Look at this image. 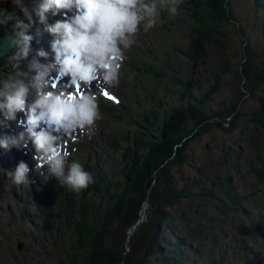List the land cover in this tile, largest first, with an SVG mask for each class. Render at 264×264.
I'll use <instances>...</instances> for the list:
<instances>
[{
  "label": "rangeland",
  "instance_id": "1",
  "mask_svg": "<svg viewBox=\"0 0 264 264\" xmlns=\"http://www.w3.org/2000/svg\"><path fill=\"white\" fill-rule=\"evenodd\" d=\"M229 3L233 20L224 24L227 35L223 39V48L209 42L194 62L190 56L187 57L190 52L187 35L190 21L182 19L185 24L183 36L170 38V48H165L163 38H160L163 29L160 30L159 25H168L166 20H160L147 32L141 30L135 38L136 43L126 53L118 86H104L110 95L118 94L115 95L117 102L108 103L100 96L103 119L96 122L94 134L77 140L81 142L66 143L71 153L69 163L78 161L84 168L87 166L92 175L97 168H102L118 181L121 162L118 154L109 148L112 145L114 152L120 153V150L116 149L113 139L120 136V143L123 144V135L128 131L134 134L139 123H146L143 117L152 122L155 111L156 114L161 111L162 117H165L163 114L169 110L163 112L158 107L152 110L150 94L156 96L157 102L165 94V108L185 109L190 100L198 97L205 99L199 111L191 113L186 132L201 116L204 120L212 115L225 116L240 94L247 92L239 105L242 115L231 126L224 120L227 130L214 125V121L219 119H210L197 127L193 138L187 142L186 159L181 165L170 167L175 186L190 191V196L181 198L171 208L157 239L159 251L148 255L141 264H264V185L250 171L251 165L258 164L256 158L263 154L258 145L264 132L249 121V114L258 104L256 91L264 85V8L256 6L255 0H229ZM60 18L53 16V22ZM169 25H175V21ZM181 29L182 25L179 32ZM29 34L33 36L29 60L38 49L49 52L52 37L44 31L43 25L35 23ZM158 49L160 52L153 58ZM242 53L246 58L242 65L245 74L236 73L235 77L234 70L242 59ZM150 58V63L154 64L153 71L161 77L142 74L141 70L147 63L143 60ZM24 64L26 66L27 61ZM224 66L226 71L222 72ZM12 72L10 64L7 71L0 74V79ZM244 75L247 77H242ZM185 87H190L188 97L177 100L179 91ZM91 90L96 92L93 88ZM148 109L152 113L145 112ZM178 115L176 113L169 121L172 122ZM226 119L229 120V116ZM208 123L210 128H202ZM9 130L13 133V129ZM30 147L20 152L15 148H10L11 151L0 149V264H86L83 263L86 254L78 248L77 236L71 229L64 222L54 220L55 217L50 220L45 218L47 214L42 215L36 208L38 206L42 211L50 199L60 197L69 188L55 178L44 180L37 172L33 179L29 172V179L33 181L31 190L12 183L9 172H13L18 162L23 161ZM73 148L76 151L73 152ZM29 168L34 171V164ZM224 178H228L234 190L247 199L241 201L240 212L220 213L215 200L220 195L219 189L211 185V181L218 183L216 181ZM200 186L213 196L204 194V205L198 207L196 194ZM96 202L99 205L104 203L103 200ZM141 206L136 224L144 219L142 209L145 204ZM208 217H214L211 225ZM197 222L199 231L193 236L189 228ZM124 226L112 223L104 234V243L114 241L117 248L126 246L134 225L126 230ZM168 242L179 244L178 250L182 251L178 261L162 258L163 255H171ZM180 242L183 244L180 245ZM17 243H20L19 248Z\"/></svg>",
  "mask_w": 264,
  "mask_h": 264
},
{
  "label": "clouds",
  "instance_id": "2",
  "mask_svg": "<svg viewBox=\"0 0 264 264\" xmlns=\"http://www.w3.org/2000/svg\"><path fill=\"white\" fill-rule=\"evenodd\" d=\"M183 0H0V56L13 72L0 79V124L22 129L0 139V149H34L36 172L55 178L73 192L94 182L78 161L69 163L68 141L94 134L103 119L99 95L118 86L126 53L142 30L157 26L162 15H179ZM60 16L48 23V14ZM52 37L50 53L32 52L35 23ZM45 62H41V61ZM27 61L25 66L24 62ZM67 78V82H60ZM95 83L98 92L92 91ZM17 114L23 118L17 119ZM72 151H76L75 148ZM31 169L18 162L12 183L30 189Z\"/></svg>",
  "mask_w": 264,
  "mask_h": 264
},
{
  "label": "trees",
  "instance_id": "3",
  "mask_svg": "<svg viewBox=\"0 0 264 264\" xmlns=\"http://www.w3.org/2000/svg\"><path fill=\"white\" fill-rule=\"evenodd\" d=\"M255 2L256 6L264 8V0H255ZM230 9L229 0H183L179 15L170 17L167 13H164L160 19L163 22L166 20L165 24H168L164 27L159 25L160 30L163 29V36H160L161 40L163 38V45L165 48H170V38L174 39L177 35L183 36L185 24L182 19H186L190 21L191 27L187 34L190 52L186 49L185 51L189 52L187 57L190 56L192 62L201 56L203 46L209 42H214L218 47L223 48V39L227 35L224 24L233 20ZM174 21L175 25H169ZM181 25L182 29L179 32ZM192 51L193 53H191ZM159 52L158 49V52L153 53V58ZM151 59L143 60L148 64L146 63L145 68L141 70L142 74L161 77V74L156 75L153 71L154 64L150 63ZM245 59V55L242 53V59L234 70L235 77L236 73L245 74L242 69ZM10 64L11 62L7 57L0 56V74L5 73ZM225 71L226 66L222 69V72ZM160 73L164 72L161 71ZM262 79L264 80V73ZM253 87L254 84L251 88ZM189 91L190 87H185L179 91L176 99L188 97ZM258 91L260 92L259 95ZM246 94V91L240 94L225 116L212 115L207 120H204L205 118L201 116L202 118L194 120L186 132V124L188 120H191V113L196 112V110L199 111L200 105L204 103L205 99L203 100L201 97L194 98L195 100H190L185 109L173 106L165 108V94L158 98V102L155 100L156 96L150 94L149 97L153 104L152 110L156 107L163 112L165 109L169 110L166 114H163L165 117H162L161 111L158 114L155 111L152 122H147L143 117L142 119L146 123H139L134 134L128 131V134L123 135L121 140L123 144L120 143V136L113 139L117 145L116 149H119L120 153L114 152L112 145L109 150L119 156L121 162L119 180L113 179L104 169L97 168L93 174L94 182L88 188L80 192H73L68 189L60 197L50 199L42 211L38 206L36 208L42 215L47 214L45 218L50 220L55 217L54 220L64 222L72 233L77 236L78 248L80 247L86 254V257H83V263L141 264L148 255L159 251L157 239L162 231L163 223L169 217L171 208L181 198L190 196V191L175 186L170 167L181 165L186 159L187 142L193 138L194 129L197 127L210 119H219L214 121V125L227 130L223 124L224 120L231 126L242 115L243 112L239 110V105ZM255 96L256 99L258 96V104L252 113L250 112L249 121L264 132V85L256 91ZM152 110L148 109L145 112L150 111L152 113ZM175 112L179 115L170 122L169 120L175 117ZM228 116L229 120L226 119ZM202 128L208 129L210 124L208 123ZM260 147L263 154L256 158L258 164L251 165L250 171L254 174L256 180L264 185V133L263 140L258 145V148ZM84 169L87 171V166ZM213 181H211V185L219 189L220 195L214 198L220 213L240 212L239 205L241 201L247 200L246 197L234 190L228 178L221 179L220 182L215 180L218 183ZM204 194L213 196L206 193L200 186L196 194V206L204 205V202H202ZM99 200H103L104 203L99 205L96 202ZM143 203L145 204V208L142 209L144 219L136 224ZM32 209L35 210V208ZM65 218H70V220H65ZM213 219L214 217L207 218L210 225ZM114 222L124 224L125 230L134 225V230L126 243L127 247L117 248L114 241H109L108 244L104 243V234ZM198 225L199 222L190 226L191 235L196 236L199 231L197 230ZM123 238H125V235ZM181 244L183 243L180 242ZM167 245H170L171 255H163L162 258L169 259V261L172 259L174 262L178 261L182 251L178 250L179 244L168 242Z\"/></svg>",
  "mask_w": 264,
  "mask_h": 264
},
{
  "label": "bare ground",
  "instance_id": "4",
  "mask_svg": "<svg viewBox=\"0 0 264 264\" xmlns=\"http://www.w3.org/2000/svg\"><path fill=\"white\" fill-rule=\"evenodd\" d=\"M26 2L27 3H31V0H26ZM36 34V33H35ZM0 35H2V33H0ZM46 47V46H45ZM49 52H50V48H49ZM50 58H51V52H50ZM94 88L95 89H97L96 88V86H95V83H94ZM104 91H106V89H104L103 90V92ZM109 95H110V93H109ZM100 96L104 99V100H106L101 94H100ZM29 147H30V145H29ZM28 147V148H29ZM65 147H66V149L68 150V145L67 144H65ZM9 150L11 151V149L9 148ZM29 153H32V154H29V153H27V151H26V153H25V156H24V158H23V161L28 165L29 164V166H31V164L33 163L34 164V171L33 170H31L30 171V173L33 175L32 176V179H33V177H34V173L36 172V162L34 163V159H33V156L35 155V151H34V149H32L31 147H30V150L28 151ZM29 155H31V156H29ZM34 160V161H33Z\"/></svg>",
  "mask_w": 264,
  "mask_h": 264
},
{
  "label": "snow or ice",
  "instance_id": "5",
  "mask_svg": "<svg viewBox=\"0 0 264 264\" xmlns=\"http://www.w3.org/2000/svg\"><path fill=\"white\" fill-rule=\"evenodd\" d=\"M103 95L105 96V98L115 100V98L112 97V96H110L109 93H108L107 91H104V92H103Z\"/></svg>",
  "mask_w": 264,
  "mask_h": 264
},
{
  "label": "water",
  "instance_id": "6",
  "mask_svg": "<svg viewBox=\"0 0 264 264\" xmlns=\"http://www.w3.org/2000/svg\"><path fill=\"white\" fill-rule=\"evenodd\" d=\"M3 53H0V55H2ZM20 247V243H17V248H19Z\"/></svg>",
  "mask_w": 264,
  "mask_h": 264
}]
</instances>
